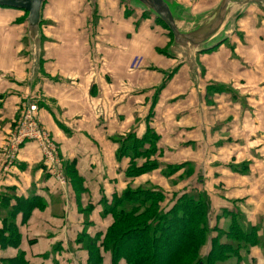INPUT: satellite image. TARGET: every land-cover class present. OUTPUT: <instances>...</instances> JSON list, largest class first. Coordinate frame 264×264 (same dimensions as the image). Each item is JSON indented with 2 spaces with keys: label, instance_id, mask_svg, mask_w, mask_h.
<instances>
[{
  "label": "crops",
  "instance_id": "1",
  "mask_svg": "<svg viewBox=\"0 0 264 264\" xmlns=\"http://www.w3.org/2000/svg\"><path fill=\"white\" fill-rule=\"evenodd\" d=\"M174 1L197 13L220 0ZM249 9L258 8H247L226 41L196 55L193 80L163 54L168 33L119 0H95L93 7L89 0H44L36 71L21 10L0 7V199L36 197L43 205L27 218L15 215L19 245L0 247V260L21 253L28 264H87L75 243L79 234L102 237L112 223L104 204L128 185L150 183L168 198L204 193L211 229L226 232L233 218L252 229L258 245L222 264H264V15L238 23ZM130 10L145 16L136 19ZM30 98L61 163L79 178V195L67 176L65 187L48 177L33 143L6 150ZM148 128L158 138V162L188 163V177L178 180L184 169L170 178L157 169L126 178L129 159H117L116 140L130 132L140 138ZM101 256L110 264L109 254Z\"/></svg>",
  "mask_w": 264,
  "mask_h": 264
},
{
  "label": "trees",
  "instance_id": "2",
  "mask_svg": "<svg viewBox=\"0 0 264 264\" xmlns=\"http://www.w3.org/2000/svg\"><path fill=\"white\" fill-rule=\"evenodd\" d=\"M154 20L168 33L169 43L163 53L167 56L172 35L162 22ZM25 40L23 39L24 43ZM157 141L156 134L149 128L140 138L134 132L117 138V159H129V166L125 171L127 179L157 169H160L165 178H170L183 169L178 180L190 175L188 163L162 165L158 162L160 153ZM136 162L138 165H135ZM62 168L73 192L76 195L82 193V185L79 186L80 180L72 165L64 164ZM42 206L36 197H1L0 217L3 220L0 247L19 245L20 235L14 225L15 215L22 213L27 218L34 208ZM208 211V200L204 193L189 191L168 198L162 190L150 183L139 187L128 185L113 197L109 205L104 204L103 214L110 215L112 223L102 237L101 234L90 237L83 231L75 243L86 252L87 264H102L103 254L110 255V264H222L228 259L243 257L238 254L258 245L252 229H243L241 223L234 221V218L226 232L209 228ZM212 232H216L214 238ZM208 244L210 249L204 255L203 249ZM0 263L28 264L21 253L13 259L0 260Z\"/></svg>",
  "mask_w": 264,
  "mask_h": 264
},
{
  "label": "water",
  "instance_id": "3",
  "mask_svg": "<svg viewBox=\"0 0 264 264\" xmlns=\"http://www.w3.org/2000/svg\"><path fill=\"white\" fill-rule=\"evenodd\" d=\"M128 7L149 14L162 22L172 35L167 56L186 66L189 77L197 79V54L210 51L226 41L235 29L237 19L254 6L264 11V0H220L212 7L193 13L191 5H178L174 0H119ZM44 0H0L1 7L26 13V38L31 69L39 68L41 15ZM93 7L95 0H89Z\"/></svg>",
  "mask_w": 264,
  "mask_h": 264
},
{
  "label": "built area",
  "instance_id": "4",
  "mask_svg": "<svg viewBox=\"0 0 264 264\" xmlns=\"http://www.w3.org/2000/svg\"><path fill=\"white\" fill-rule=\"evenodd\" d=\"M190 4L212 2L210 0H187ZM140 65L138 58L133 60L132 68L136 69ZM27 143H33L41 157V164L48 177L56 181L60 186L67 185L63 174L62 163L59 158L58 149L55 142L43 127L38 116V107L32 98L27 99L15 123L14 129L6 139V150L16 153Z\"/></svg>",
  "mask_w": 264,
  "mask_h": 264
},
{
  "label": "rangeland",
  "instance_id": "5",
  "mask_svg": "<svg viewBox=\"0 0 264 264\" xmlns=\"http://www.w3.org/2000/svg\"><path fill=\"white\" fill-rule=\"evenodd\" d=\"M210 1H212V0H210ZM208 2H209V1H208ZM135 12H136V11H133V12H132V13L134 14V18H136V19H142V18H144V16H142V14H138V13H135ZM132 13H131V14H132ZM21 14H22L21 21H22V23L24 24V20H25L26 14H25L23 11H21ZM250 14H251V15H255L256 17H258V20H259V19H261V16L264 15V12L261 11V10H258V9H249L248 12H247L242 18L239 19L240 21H238V23L242 22V20H243L245 17H247V16H251ZM147 18H149V17H147ZM149 19H150V18H149ZM153 22L157 24V22H155L154 20H153ZM23 27H24L23 29L25 30V25H23ZM24 34H25V32L23 33V35H24ZM25 44H26V42H25ZM33 100H34L36 106L38 107V102L36 101V99H33ZM154 159H155V157H154ZM135 165H138V162H136ZM135 165H134V166H135Z\"/></svg>",
  "mask_w": 264,
  "mask_h": 264
}]
</instances>
